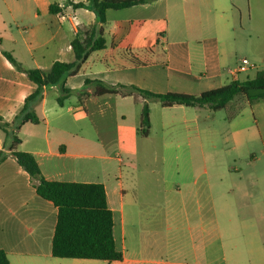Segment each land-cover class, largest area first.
Returning <instances> with one entry per match:
<instances>
[{
  "label": "crops",
  "instance_id": "obj_1",
  "mask_svg": "<svg viewBox=\"0 0 264 264\" xmlns=\"http://www.w3.org/2000/svg\"><path fill=\"white\" fill-rule=\"evenodd\" d=\"M52 4L60 7L59 12H51ZM252 4L251 0H153L124 9H109L107 21L100 23L89 7L75 8L68 0H0V116L3 121L12 122L26 97L37 88L25 69L47 70L57 60L73 61L72 41L83 39L95 24L102 26L108 47H143L158 43L167 58L165 64L113 68L101 61L104 50L93 51L80 71L66 79L65 85L71 92L63 104L58 102L62 93L60 85L44 89L42 97L34 103L40 121L26 122L20 127L19 144L12 146V136L0 127V155L3 156L0 162V248L6 252L10 264H178L167 258L181 250L177 218L168 212H154L156 219L159 217L160 223H165L167 232L172 233L171 243L167 241L162 247L166 254H161L159 259H140L137 252L127 246L128 228H136L137 218L143 213L134 211L131 203L138 204L135 196L130 197L132 200L127 206V193L136 190V182L129 179L127 163L136 156L140 138L151 134L152 116L149 134L139 133L146 99L137 92L133 95L96 94L93 83L85 81L100 79L109 85L134 84L149 90L137 80H127V72H150L167 80L175 74L185 82V87L201 89L181 92L202 93L209 87L204 85V78L220 77L222 67L228 63L229 40L235 37L239 26L247 33L246 50L254 57L260 55L264 67V0H256L254 7ZM61 13L67 17H60ZM5 52L10 53L21 68ZM97 62L102 67H97ZM152 66L166 69H152ZM248 70L247 65L229 69L234 79H239L238 72ZM202 71L209 76H198ZM260 101L250 104L245 99L244 102L258 106ZM167 108L183 110L184 122L188 121L191 109L194 108L193 114L197 116L202 109L184 105ZM240 115L233 116L231 125L234 126ZM168 117L165 115L164 125ZM176 117L174 114L170 122ZM15 150L32 153L48 180L104 184L113 212L115 243L123 252L122 260L52 255L58 207L37 193V181L18 164L13 155ZM207 172L204 168L203 173ZM184 184L197 186L198 181L194 179ZM204 186L202 192L195 190L192 197H196V201L215 200L210 180ZM182 188L183 184L178 185L179 194L166 196L170 198L166 201L183 202ZM235 188L240 192L238 197L245 196L243 186ZM190 189L193 191L192 187ZM217 197L227 198V195L223 192ZM213 214L208 221L199 215V223H191L186 218L193 254H211L212 234L208 230H212L214 224V233L223 249L222 260L264 264V210L240 209ZM196 236L201 240L198 243Z\"/></svg>",
  "mask_w": 264,
  "mask_h": 264
},
{
  "label": "rangeland",
  "instance_id": "obj_2",
  "mask_svg": "<svg viewBox=\"0 0 264 264\" xmlns=\"http://www.w3.org/2000/svg\"><path fill=\"white\" fill-rule=\"evenodd\" d=\"M251 1L254 7L256 0ZM260 14L262 17V8ZM246 37L245 29L239 26L235 37L229 40L228 63L222 67L220 77L204 78V85L209 86L205 87L206 91L231 82L234 76L229 69L234 67H249L248 71L237 73L242 80L253 78L258 70H264L260 55L254 57L246 50ZM244 58L250 63L244 64ZM92 59L95 60V56ZM252 63L257 66H251ZM96 66L102 67L100 62ZM152 69L166 68L152 66ZM198 76L209 75L202 71ZM128 78L160 93L201 90L200 87H185V82L179 80L175 74L171 80H167L153 76L150 72H127V80ZM235 99L220 110L202 107L199 117L193 114V108L187 114L186 122L183 110L167 108L156 98L148 100L152 116L151 134L148 138H140L136 156L127 163L130 166L129 179L136 182V190L127 193V206L132 200L130 197L135 196L138 204L135 206L134 202L131 203L134 211L143 212L137 218L139 223L136 228H128L127 246L129 250L136 251L140 259H159L161 254H166L162 250L164 244L173 240L165 223L161 224L159 217L156 219L154 212L161 211L176 217L180 227L178 243L181 250L170 254L167 257L169 260L177 261L178 264H236L230 258L225 261L221 259L223 249L214 233V224L212 230H208L212 234L209 249L211 254H193L191 233L186 220L189 218L191 223H199V215H203L205 221H208L210 214L214 217L213 213L216 212L220 215L222 211L264 210V100L258 106H253L244 102L246 98L242 95ZM239 113L241 115L237 122L234 126L231 125L233 116ZM174 114L177 117L174 122H170ZM165 115L169 116L167 125H164ZM204 168L207 169V174L203 173ZM194 179H197L198 185L191 186V191L190 185L184 183H191ZM208 180L215 200L196 201V197H192L194 191L202 192ZM181 184L184 201L167 202L170 198L166 196L179 194L177 186ZM235 186H243L244 197H238L240 192ZM223 192L227 198L217 197ZM200 241L199 236H196L195 242ZM205 241L207 242L206 236ZM228 251H232L230 246Z\"/></svg>",
  "mask_w": 264,
  "mask_h": 264
},
{
  "label": "trees",
  "instance_id": "obj_3",
  "mask_svg": "<svg viewBox=\"0 0 264 264\" xmlns=\"http://www.w3.org/2000/svg\"><path fill=\"white\" fill-rule=\"evenodd\" d=\"M153 0H87L86 2H68L75 8L89 7L93 10L100 23H105L109 9H124L134 5L144 4ZM50 10L57 13L60 7L52 4ZM75 59L70 62L55 61L47 69H25L29 79L37 88L28 95L25 103L12 122L3 121L0 116V127L7 135L12 136V146L21 142L17 131L26 122L38 123L40 117L34 109L46 87L60 85L62 93L58 97L59 104L70 95V88L66 87V79L77 74L91 52L104 50L101 61L107 67L127 68L146 66L155 63H166V53L158 43L153 46H139L124 48L117 45L107 46L103 28L95 24L83 39L72 41ZM5 55L18 67L14 57ZM86 83H93L96 94L133 95L135 92L146 100L141 111V125L139 133L148 135L151 128V111L148 100L159 99L163 106L184 105L186 107H205L212 110L225 108L235 97L242 95L252 104L264 100V70H258L253 78L244 80L233 79L231 82L202 92L190 94L183 92H154L137 85H109L100 79H86ZM19 165L37 181V193L44 199L52 201L58 207L57 222L52 239L51 253L60 258H89L99 260H122L123 252L118 250L114 237L113 212L109 208L104 184L98 182H74L48 180L41 172L35 156L27 151H13ZM3 160L0 155V162ZM0 264H10L6 252L0 248Z\"/></svg>",
  "mask_w": 264,
  "mask_h": 264
},
{
  "label": "built area",
  "instance_id": "obj_4",
  "mask_svg": "<svg viewBox=\"0 0 264 264\" xmlns=\"http://www.w3.org/2000/svg\"><path fill=\"white\" fill-rule=\"evenodd\" d=\"M60 17H62V18H66L67 16H66L65 13H61V14H60ZM243 63H244V64H247V63H248V60L244 58V59H243Z\"/></svg>",
  "mask_w": 264,
  "mask_h": 264
}]
</instances>
